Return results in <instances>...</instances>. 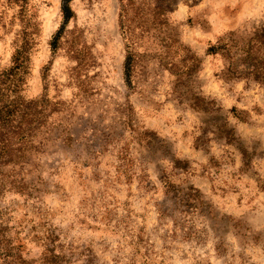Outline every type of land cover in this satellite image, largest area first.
Here are the masks:
<instances>
[{"label": "rangeland", "instance_id": "rangeland-1", "mask_svg": "<svg viewBox=\"0 0 264 264\" xmlns=\"http://www.w3.org/2000/svg\"><path fill=\"white\" fill-rule=\"evenodd\" d=\"M0 144L1 249L264 264V0H0Z\"/></svg>", "mask_w": 264, "mask_h": 264}, {"label": "trees", "instance_id": "trees-1", "mask_svg": "<svg viewBox=\"0 0 264 264\" xmlns=\"http://www.w3.org/2000/svg\"><path fill=\"white\" fill-rule=\"evenodd\" d=\"M67 3L69 0H66ZM66 12V11H65ZM70 16L67 15V18ZM230 48L229 43H221L216 46L211 47V51L213 53H216L217 50H226ZM17 59V58H15ZM14 68L17 67V63L15 64ZM13 68V69H14ZM31 107L29 106V109ZM10 147L8 144H0V160L4 158V155L7 156L10 154ZM9 151V152H8ZM12 151V150H11ZM18 151H21V149H18ZM8 152V153H7ZM1 185L4 186V180L1 179ZM0 236L1 238L4 237L3 233H1L0 230ZM0 238V261L3 260L6 264H70V260L68 257L63 254L57 252V246H56V241L55 238L53 237V233L48 232L45 234V237H42V240L47 239L48 243H46V246L44 248V251L38 256L34 258H23L21 254L17 250H14V248H20L21 244L18 246H11V248L6 247L1 249V244H8L10 241H8L7 238L1 239ZM11 258L10 260H8Z\"/></svg>", "mask_w": 264, "mask_h": 264}]
</instances>
